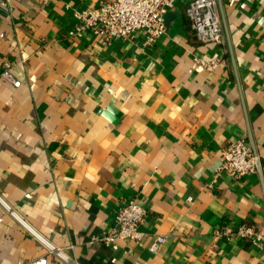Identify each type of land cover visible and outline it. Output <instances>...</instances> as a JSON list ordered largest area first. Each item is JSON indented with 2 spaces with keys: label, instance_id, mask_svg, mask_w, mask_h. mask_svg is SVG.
<instances>
[{
  "label": "crops",
  "instance_id": "0c3cea01",
  "mask_svg": "<svg viewBox=\"0 0 264 264\" xmlns=\"http://www.w3.org/2000/svg\"><path fill=\"white\" fill-rule=\"evenodd\" d=\"M104 1L0 12V264H264V241L223 234L264 233V0H221V42L198 40L190 0H175L152 45L70 37L74 12ZM249 135L261 174L220 173L221 151ZM130 201L146 211L142 244L99 242Z\"/></svg>",
  "mask_w": 264,
  "mask_h": 264
},
{
  "label": "built area",
  "instance_id": "2783aa9c",
  "mask_svg": "<svg viewBox=\"0 0 264 264\" xmlns=\"http://www.w3.org/2000/svg\"><path fill=\"white\" fill-rule=\"evenodd\" d=\"M9 5L10 0H0V12L7 11ZM174 7L175 0H105L97 8L75 11L77 26L69 36L80 37L84 33L92 32L100 36L105 45H109L114 40H132L143 34L146 43L152 45L166 33L165 14ZM186 15L200 42L222 41L223 27L217 0H190ZM1 25L0 20V27ZM222 62L221 58H214L208 62L201 60V64L208 70H215ZM2 76L16 87L21 85L13 78L8 63L4 65ZM219 172L236 180L257 173L256 158L246 139H239L221 151ZM145 217L146 211L143 207L134 201L128 202L116 212L110 232L98 241L113 248H117L119 241L142 244L145 233L141 226ZM223 234L253 243L264 241V233L254 226L242 225L232 231L226 229ZM165 241L164 236L156 237L150 247L151 251H157ZM58 254L63 256L61 252ZM31 264H47V259H38Z\"/></svg>",
  "mask_w": 264,
  "mask_h": 264
},
{
  "label": "water",
  "instance_id": "95a60500",
  "mask_svg": "<svg viewBox=\"0 0 264 264\" xmlns=\"http://www.w3.org/2000/svg\"><path fill=\"white\" fill-rule=\"evenodd\" d=\"M221 13H222V20H223V24H224V28H225V32L227 37L229 38V31H228V27H227V23H226V19H225V15H224V11H223V6H222V2L221 0H217ZM167 14H165L166 17ZM229 45H230V49H231V55H232V62L234 65L235 70L237 69L236 67V62H235V58L233 55V51L231 48V43L229 40ZM105 118H107L112 124H118L121 120L122 117V112L117 110L113 105H109L107 106L101 113ZM249 140H250V146L252 148V151L254 153V156L256 158V168H257V172L259 174H261V166H260V161L258 159V153H257V149L253 140V137L251 135H249Z\"/></svg>",
  "mask_w": 264,
  "mask_h": 264
}]
</instances>
